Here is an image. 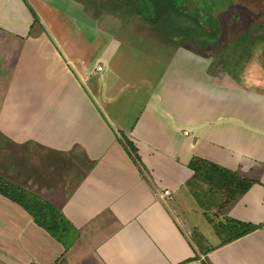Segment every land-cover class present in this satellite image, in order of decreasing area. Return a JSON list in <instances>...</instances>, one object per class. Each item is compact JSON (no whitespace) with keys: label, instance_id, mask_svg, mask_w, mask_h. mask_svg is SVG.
<instances>
[{"label":"crops","instance_id":"crops-1","mask_svg":"<svg viewBox=\"0 0 264 264\" xmlns=\"http://www.w3.org/2000/svg\"><path fill=\"white\" fill-rule=\"evenodd\" d=\"M68 1L0 0V135L56 154L64 187L83 172L73 189L24 187L78 235L64 249L0 195V264H264L261 54L234 43L208 59L164 28L124 15L135 26L111 31ZM194 158L251 181L215 222L254 231H216L194 192L220 190L194 180Z\"/></svg>","mask_w":264,"mask_h":264},{"label":"rangeland","instance_id":"rangeland-1","mask_svg":"<svg viewBox=\"0 0 264 264\" xmlns=\"http://www.w3.org/2000/svg\"><path fill=\"white\" fill-rule=\"evenodd\" d=\"M68 2V5L76 3L80 10L92 15L94 22L97 18L100 25L111 31L118 27L129 30L128 27L135 26L129 25L131 21L129 19H126L128 24L125 23L122 19L125 15L126 18L132 17L133 22L137 21V24L141 23L144 26L145 24L153 26L155 22L154 26L164 28L167 36L171 35L177 41L182 40L190 49L200 50L202 56L208 59H213L214 52H220L222 58H228L233 52L231 44L246 43L247 48L252 47L258 50L254 56L261 54L260 59L264 60V50L260 51L261 48L264 49V0H174V5L179 12H173V15L168 18V11L157 10L153 13L149 10L145 15L148 22L136 13L138 0H69ZM147 4L149 5V2ZM135 16L139 19L135 20ZM112 17H120V19ZM87 20L84 21L88 25ZM237 32L243 34L238 35L240 33ZM230 49L231 53H229ZM223 70L226 71L228 68L224 67ZM23 149L12 145L0 135V177L2 179L33 192L36 186L40 187L39 185L46 189L64 190L73 189L71 188L73 183L76 185L83 173H77L76 179L71 178L69 185L64 187V180H68L69 174L62 171L64 164L58 161L59 157L56 154L43 151L34 145ZM64 184L66 186V183ZM218 192V194L212 193V197L206 194L205 187L194 192V198L199 202L201 209L216 210L212 214L208 213L210 214L208 219H211L210 222L213 224L218 222H215V215L223 211L228 201L226 193ZM217 196L219 209L212 200ZM218 219L219 216H216V220ZM192 236L196 238V234Z\"/></svg>","mask_w":264,"mask_h":264},{"label":"trees","instance_id":"trees-1","mask_svg":"<svg viewBox=\"0 0 264 264\" xmlns=\"http://www.w3.org/2000/svg\"><path fill=\"white\" fill-rule=\"evenodd\" d=\"M148 2L149 5L147 4ZM149 10L153 13L157 10H161L162 12L168 11V18L173 15V12H179L174 5V0H138L136 13L141 17L143 16L147 22L148 20L145 15ZM150 23L155 24V22ZM125 144L129 156L137 164L139 157L135 147L126 139ZM189 168L194 173L193 178L195 181L200 179L206 180L211 187L214 186V188L224 192V194L226 193L225 196L228 198L227 204H230L238 195L244 193L251 184L250 180L240 178L235 172L225 170L198 158L190 161ZM0 195L19 205L30 215L33 222L39 228L43 229L51 238L61 244L64 249H67L70 243H72L70 242L71 239L78 235L76 229L58 208L44 201L38 195L1 177ZM213 226L216 228V231L224 234L223 239L225 241L236 240L257 228V226L252 224L228 220V218L214 223Z\"/></svg>","mask_w":264,"mask_h":264},{"label":"built area","instance_id":"built-area-1","mask_svg":"<svg viewBox=\"0 0 264 264\" xmlns=\"http://www.w3.org/2000/svg\"><path fill=\"white\" fill-rule=\"evenodd\" d=\"M96 70H98V71H100L101 70V67L100 66H98L97 68H96ZM169 196L170 195V191L169 190H164V192H163V194H162V196Z\"/></svg>","mask_w":264,"mask_h":264}]
</instances>
